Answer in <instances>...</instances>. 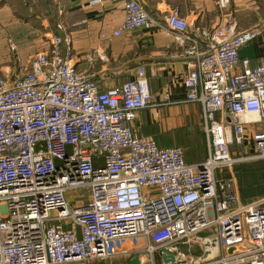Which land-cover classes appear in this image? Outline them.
Returning a JSON list of instances; mask_svg holds the SVG:
<instances>
[{"label": "built area", "instance_id": "obj_1", "mask_svg": "<svg viewBox=\"0 0 264 264\" xmlns=\"http://www.w3.org/2000/svg\"><path fill=\"white\" fill-rule=\"evenodd\" d=\"M122 1L125 19L112 36L175 35L182 51L173 58L188 62L186 102L201 106L208 157L188 164L183 148L139 136L138 113L154 106L146 68L102 89L77 69L72 34L59 21L22 72L0 75V264L113 256L157 264L164 249L177 251L179 264H264V198L244 202L233 173L245 159L235 147L264 160V63L240 57L261 28L227 20L192 36L179 8L154 16L140 0ZM217 6L227 11L230 0ZM194 246L209 258H190L184 247Z\"/></svg>", "mask_w": 264, "mask_h": 264}, {"label": "crops", "instance_id": "obj_2", "mask_svg": "<svg viewBox=\"0 0 264 264\" xmlns=\"http://www.w3.org/2000/svg\"><path fill=\"white\" fill-rule=\"evenodd\" d=\"M140 1L154 16L179 8L190 24L188 34L192 36L200 29L216 28L227 20L235 21L238 30L259 27L261 36L242 48L240 55L250 59L253 67L264 63V0H230L229 10L224 12L217 6L218 0ZM54 2L59 7L58 22H64L72 34L77 69L87 72L102 89L121 85L133 79L138 67L146 68L154 106L138 113L135 132L154 138L163 148L177 147L181 135L200 132L205 151L193 154L186 147V159L189 164L206 160L203 114L199 104L186 102L184 81L189 67L184 58H173L182 51L175 35L152 29L112 36L125 19L122 0ZM33 5L34 0H0V47L5 46L6 51L1 59L28 62L46 49L49 21L35 17ZM104 34L107 37L103 38ZM9 46H14L15 52ZM7 69L2 70L14 71Z\"/></svg>", "mask_w": 264, "mask_h": 264}, {"label": "trees", "instance_id": "obj_3", "mask_svg": "<svg viewBox=\"0 0 264 264\" xmlns=\"http://www.w3.org/2000/svg\"><path fill=\"white\" fill-rule=\"evenodd\" d=\"M34 16L45 18L49 21V33H58L57 30V23L60 16L59 13V7L54 2V0H34ZM241 52V51H240ZM241 57V55H240ZM242 58V57H241ZM195 133L196 138L192 139L191 144H195L192 151L191 146L189 147L186 145V139L185 136H182L179 138L180 143H183V146L185 149H189L191 153L194 154V152H198L199 150H204L206 148V145L201 142V138L203 139V135L200 132H193L186 135L187 137H190ZM200 140V142H199ZM205 142V140H204ZM158 143V142H157ZM199 144V145H198ZM186 145V146H185ZM177 146V147H181ZM181 147V148H183ZM183 148V149H184ZM184 149V156L185 160L188 163V160L186 159V151ZM203 152V151H202ZM205 161V160H204ZM203 161V162H204ZM189 164V163H188ZM235 173L237 174L239 178L240 183V195L244 202H250L253 201L256 198H263L264 197V160H260L253 163L248 164H239L235 166Z\"/></svg>", "mask_w": 264, "mask_h": 264}, {"label": "rangeland", "instance_id": "obj_4", "mask_svg": "<svg viewBox=\"0 0 264 264\" xmlns=\"http://www.w3.org/2000/svg\"><path fill=\"white\" fill-rule=\"evenodd\" d=\"M9 48L11 50V46H9ZM1 49H3V50H1ZM5 55H6L5 46L0 47V75H2L4 73V70H2V69L3 68L7 69L8 67H10V70H17V73H20V72L23 71V67L28 65L29 62L31 61L30 60L28 62H26V61L25 62H19L16 58L14 59L12 57H11L12 59H10V61H6L5 58L1 59ZM7 70H9V69H7ZM195 138H196L195 133L191 136V138L185 136L186 145L188 147H189V145L191 146V148H190L191 151H192V149H193V147L195 145V144H191L192 143L191 141H192V139H195ZM178 142L180 143V140ZM179 143H178V146L184 145L183 143H180L181 145ZM181 147H183V146H181ZM233 153H235V156L238 157V158H241V157L245 158L243 162H240L237 165H239V164H248V163H253V162L260 161L259 159L249 158L250 157L249 154H245L243 150H241L239 148H236V147L233 148ZM227 173L226 172H222L221 174H218V177H221V178L228 177ZM233 173L236 176L237 182H238V186L240 187V183H239L240 181H239V178H238L237 174L235 173V167H234ZM80 193H82V192L81 191L75 192L73 195H75L77 197L78 195H80ZM239 193H240V188H239ZM263 198H256V199H263ZM256 199H254V200H256ZM206 234L207 235H211L212 238H215L213 230L208 231ZM184 251H190L191 254H192V256H190V258H193V259H197L198 256H200V255L204 256L207 253V250H205L204 252H200L201 250L199 249L198 246H194L192 249H189L188 247H184ZM129 260L130 259L128 258V256H113L112 258H109L107 260L96 261V262H92L90 264H129ZM156 261H157V264H161V260H160V257L158 255H157Z\"/></svg>", "mask_w": 264, "mask_h": 264}, {"label": "water", "instance_id": "obj_5", "mask_svg": "<svg viewBox=\"0 0 264 264\" xmlns=\"http://www.w3.org/2000/svg\"><path fill=\"white\" fill-rule=\"evenodd\" d=\"M205 246H206V248H210V247L215 248L216 247V242L212 241L211 244H208V242H206ZM181 247H182L181 245L176 246L177 249H180ZM168 252H169V250H167V249H164V250H162L160 252V254H163V258H164L166 263H168L169 260L166 257H164V254H166ZM209 255H210V253L207 251V253L204 256V259H208ZM174 261H175V258L172 256L170 258V262H174ZM129 264H140V259L138 257H134L131 260H129ZM178 264H179V262H178Z\"/></svg>", "mask_w": 264, "mask_h": 264}, {"label": "flooded vegetation", "instance_id": "obj_6", "mask_svg": "<svg viewBox=\"0 0 264 264\" xmlns=\"http://www.w3.org/2000/svg\"><path fill=\"white\" fill-rule=\"evenodd\" d=\"M178 251H182V248L178 249ZM174 257L175 258V261L174 262H170V258L171 257ZM159 257H160V260H161V264H178L179 262V256H177V251H169L168 253L164 254V257H166L169 262L166 263L164 258H163V254H159Z\"/></svg>", "mask_w": 264, "mask_h": 264}]
</instances>
